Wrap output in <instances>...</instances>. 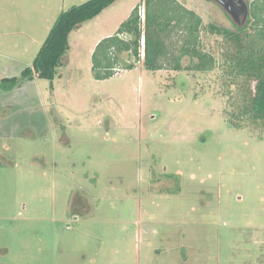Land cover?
<instances>
[{"label":"rangeland","instance_id":"374dc122","mask_svg":"<svg viewBox=\"0 0 264 264\" xmlns=\"http://www.w3.org/2000/svg\"><path fill=\"white\" fill-rule=\"evenodd\" d=\"M87 1L0 0V79L31 68L57 17ZM175 1L216 60L209 26L253 32L250 5L264 6L242 0L236 22ZM134 8L144 28L145 0H118L70 34L53 80L0 93V264H264V126L227 124L219 68L146 71L141 54L94 78L96 45Z\"/></svg>","mask_w":264,"mask_h":264},{"label":"trees","instance_id":"16d2710c","mask_svg":"<svg viewBox=\"0 0 264 264\" xmlns=\"http://www.w3.org/2000/svg\"><path fill=\"white\" fill-rule=\"evenodd\" d=\"M118 0H89L61 13L40 47L32 67L19 77L0 79V93H9L24 81L34 78L53 80L69 50V36L83 23L93 19ZM264 6L250 5L249 15L256 25L235 31L209 26L223 40L220 59L201 50L202 21L175 0H145L144 28L138 8L120 24L116 32L100 41L92 54V72L97 80L114 76L116 70H132L129 63L140 61L144 38L142 66L146 71L212 72L219 68L227 94L224 113L227 124L236 129L264 126ZM177 37V38H176ZM176 38V41H174ZM189 59L183 66L182 60ZM231 88L237 89L235 93Z\"/></svg>","mask_w":264,"mask_h":264},{"label":"water","instance_id":"95a60500","mask_svg":"<svg viewBox=\"0 0 264 264\" xmlns=\"http://www.w3.org/2000/svg\"><path fill=\"white\" fill-rule=\"evenodd\" d=\"M219 4L223 10L234 20L238 21L240 17L246 19L248 16V8L242 0H235L238 7L232 0H210Z\"/></svg>","mask_w":264,"mask_h":264},{"label":"built area","instance_id":"2783aa9c","mask_svg":"<svg viewBox=\"0 0 264 264\" xmlns=\"http://www.w3.org/2000/svg\"><path fill=\"white\" fill-rule=\"evenodd\" d=\"M143 48H144V38L141 39V54L143 55Z\"/></svg>","mask_w":264,"mask_h":264},{"label":"flooded vegetation","instance_id":"af4514ba","mask_svg":"<svg viewBox=\"0 0 264 264\" xmlns=\"http://www.w3.org/2000/svg\"><path fill=\"white\" fill-rule=\"evenodd\" d=\"M232 1L238 7V4L235 2V0H232ZM241 19H242V17L239 18V20H241Z\"/></svg>","mask_w":264,"mask_h":264}]
</instances>
